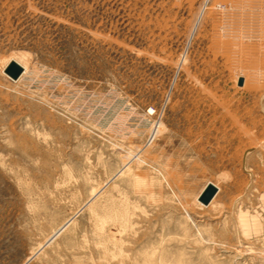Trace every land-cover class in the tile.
<instances>
[{"label": "rangeland", "instance_id": "obj_1", "mask_svg": "<svg viewBox=\"0 0 264 264\" xmlns=\"http://www.w3.org/2000/svg\"><path fill=\"white\" fill-rule=\"evenodd\" d=\"M0 264H264V0H0Z\"/></svg>", "mask_w": 264, "mask_h": 264}, {"label": "water", "instance_id": "obj_2", "mask_svg": "<svg viewBox=\"0 0 264 264\" xmlns=\"http://www.w3.org/2000/svg\"><path fill=\"white\" fill-rule=\"evenodd\" d=\"M23 70H24L23 66L20 63H18L16 60H11L8 62L7 66L5 67L4 72L9 77L15 80L21 75ZM242 83H243V78H240L239 84ZM217 190H218L217 186L214 183L212 182L207 183V185L199 195V200L204 204H208L215 196Z\"/></svg>", "mask_w": 264, "mask_h": 264}, {"label": "bare ground", "instance_id": "obj_3", "mask_svg": "<svg viewBox=\"0 0 264 264\" xmlns=\"http://www.w3.org/2000/svg\"><path fill=\"white\" fill-rule=\"evenodd\" d=\"M11 61V60H10ZM18 63H20L21 64V62H18ZM22 66H23V69H25V65H23V63L21 64ZM207 185V184H206ZM205 185V186H206ZM205 188V187H204ZM218 189V188H217ZM198 199H199V196H198ZM213 199V198H212ZM66 225H67V223L64 225V226H61V228H60V231L62 230V229H64L65 227H66ZM57 235V234H56Z\"/></svg>", "mask_w": 264, "mask_h": 264}]
</instances>
